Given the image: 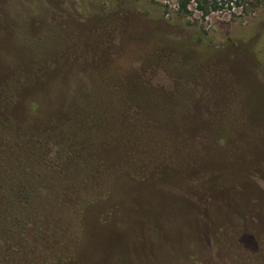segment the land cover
Segmentation results:
<instances>
[{
	"label": "rangeland",
	"instance_id": "rangeland-1",
	"mask_svg": "<svg viewBox=\"0 0 264 264\" xmlns=\"http://www.w3.org/2000/svg\"><path fill=\"white\" fill-rule=\"evenodd\" d=\"M238 2L0 0V264H264V0Z\"/></svg>",
	"mask_w": 264,
	"mask_h": 264
},
{
	"label": "trees",
	"instance_id": "trees-1",
	"mask_svg": "<svg viewBox=\"0 0 264 264\" xmlns=\"http://www.w3.org/2000/svg\"><path fill=\"white\" fill-rule=\"evenodd\" d=\"M239 0H236V2H238ZM239 3V2H238ZM218 9V7H217V5L215 4L213 7H212V10L214 11V10H217ZM27 195V194H26Z\"/></svg>",
	"mask_w": 264,
	"mask_h": 264
}]
</instances>
